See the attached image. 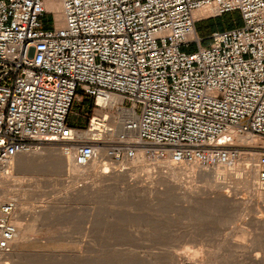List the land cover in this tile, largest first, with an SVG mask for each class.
<instances>
[{
	"label": "built area",
	"instance_id": "built-area-1",
	"mask_svg": "<svg viewBox=\"0 0 264 264\" xmlns=\"http://www.w3.org/2000/svg\"><path fill=\"white\" fill-rule=\"evenodd\" d=\"M232 13L240 27L199 36L200 23ZM80 98L95 113L73 127ZM245 136L264 139V0H0V178L43 146L115 169L255 153L264 191V148ZM16 212L0 199V255L14 248Z\"/></svg>",
	"mask_w": 264,
	"mask_h": 264
},
{
	"label": "rangeland",
	"instance_id": "rangeland-1",
	"mask_svg": "<svg viewBox=\"0 0 264 264\" xmlns=\"http://www.w3.org/2000/svg\"><path fill=\"white\" fill-rule=\"evenodd\" d=\"M225 19L226 15L223 19L200 23L199 36L207 39L213 27ZM232 28L235 27L226 29ZM207 43L206 40L204 44ZM94 113L92 100L80 98L73 105L69 123L73 127H85ZM42 149L44 154L46 149H57L56 153H60L57 146ZM149 163L148 171L140 172H136L134 165L111 167L107 175L113 171L126 174L131 188L123 181H108L91 191V178L67 175L57 159L37 161L19 156L13 164L10 189L20 194L19 198L26 204L23 206L26 217L19 222L29 226L30 232L19 243L21 256L8 262L264 264V230L252 224L254 218L258 222L264 220V199L236 187L228 178L221 181L225 182L222 193L226 201L206 194L190 198L187 193L191 188L211 190L199 170L165 180L159 178L156 162ZM239 201L245 207L253 204V210L243 209ZM19 207L15 222L20 218Z\"/></svg>",
	"mask_w": 264,
	"mask_h": 264
},
{
	"label": "bare ground",
	"instance_id": "bare-ground-1",
	"mask_svg": "<svg viewBox=\"0 0 264 264\" xmlns=\"http://www.w3.org/2000/svg\"><path fill=\"white\" fill-rule=\"evenodd\" d=\"M50 9H52L55 13H58V12H60V4L59 3L58 4L57 3H52ZM100 114L105 115L106 113L102 112L101 110L97 111L96 115L94 116V118H97V115H100ZM130 138H134V137L130 136ZM238 142H239V144L244 145V146H252V147H257V148H264V139H261V138H258V137L245 136V137L239 138ZM42 148H40L39 150L35 151L32 154L23 155V156H28L30 158H33L34 160H37V161H42V159H48V160L54 161L55 159H57V161L59 163H61V166L65 170V173H67V175H69V176L74 175V177H75V175H77L78 178H79V176H80L79 174H81L82 176L84 175L87 178H91L92 179V186L89 188V190H91V191H94V190L98 189L104 183H106L108 181H123L127 185L130 184V182H128V180H127V175L126 174L117 173V172L113 171L112 175H107L108 173H111L110 169H111L112 166L110 164H105V163H102V162H94V163L90 164L89 166L79 167V166L73 164L71 161H68L67 159H65L64 156L61 153H56L57 149L56 150H52V149H46L45 150L44 149L46 151V152L44 151L45 152V154H44V153H41L42 152L41 150H43ZM142 158H143L142 160H140L139 162L134 164V168H135L136 172H137V170H138V172H140L139 170H144V169L147 170L149 168V164H150L149 162H151V161L145 160L144 157H142ZM256 158H257V155L255 153L246 154V155H244L243 157H241L238 160V162H241V163L238 164V166L236 165L238 162H236L233 165H221V164H218V165L212 166L210 168H201V167H195V166L177 167V166H174L169 161H164V162L163 161H157L155 165H157V167H158V169L160 171V174H161V177H159V178H162V179H165V180L166 179L168 180V178H170V177H177V176L180 177L179 175H184V174H186L188 172L189 173L190 172L193 173L196 169H197L196 170L197 172L199 170L200 175L203 176L206 179L207 182L205 180L204 181L207 183L208 187L211 190L203 191L201 189L197 190V188H195V189L191 188L189 191L187 190L188 191L187 195H189L190 198L191 197L192 198L199 197L202 194H204V195L206 194L207 197L208 196H213L214 199H223V201H226V199H227L226 195H224L222 193V190L224 189L223 185H224L225 182L222 183L221 181H224V180H226L228 178V180L230 179V181L233 180L231 183L234 182L233 184H235L236 187L237 186L238 187L239 186L243 187V189H245L247 191V193L250 192V193H252V195L254 197H256L259 200H261V199H264V191H262L257 186V174H256V170L254 168V163L256 161ZM147 163H149V164H147ZM13 166L11 168H14ZM25 166H27V165H25ZM165 169H166V171H164ZM134 173H135V171H134ZM12 176H13V173L12 174H10V173L6 174L5 172L2 173V177L0 178V199L1 200H14L17 203V205L20 206L19 207V209L21 211L19 213L20 214V218L18 217V219L15 222L19 235L17 236V239L15 241L14 250L10 254H7V255H2L1 254L0 255V264H2V263L3 264H10L11 262L10 263L8 262L9 260L11 261L10 258L18 257L20 254H22L20 252V250H19V246H20L19 243H20L21 240L26 239L27 234L30 232L29 226L19 222V220H23V218L26 217L27 212H26L25 208L23 207L26 204H23L22 200L20 199L21 197L19 198V196H21L20 194H18V193L15 194L10 189V181H11V177ZM164 183H166V182H164ZM136 187H138V186H136ZM152 187H153V185H152ZM142 188H144V187H142ZM142 188H141V190H143ZM139 189H140V187H139ZM151 190H153V189H151ZM238 203H239V205L243 206V209H249L250 211L253 210V206L254 205L253 204L250 205V202H248L249 204L247 203L248 205H250V206H247V207H245L246 204H244V202H240L239 201ZM48 209L46 208L47 212H48ZM47 212H45L44 214L46 215ZM254 219H253V223L252 224H254L255 226L261 227L264 230V220L262 222H258V221H256V219L255 220ZM197 254H199V253H197ZM257 260H258V257H255L254 261H257ZM188 264H193V262H188Z\"/></svg>",
	"mask_w": 264,
	"mask_h": 264
},
{
	"label": "trees",
	"instance_id": "trees-1",
	"mask_svg": "<svg viewBox=\"0 0 264 264\" xmlns=\"http://www.w3.org/2000/svg\"><path fill=\"white\" fill-rule=\"evenodd\" d=\"M224 17L225 16H223L222 18H219V19H223ZM226 17H227V19L222 21L220 25H216L213 27V29H214L213 31H215V30H227L226 28H228V27H237L241 24L238 13L228 14V15H226ZM231 20H235L236 23L231 24L230 23Z\"/></svg>",
	"mask_w": 264,
	"mask_h": 264
}]
</instances>
